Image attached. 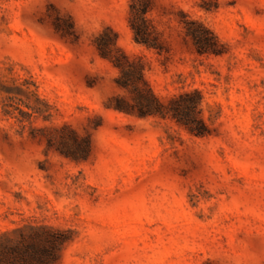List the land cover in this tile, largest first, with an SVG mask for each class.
I'll return each mask as SVG.
<instances>
[{"label": "rangeland", "instance_id": "374dc122", "mask_svg": "<svg viewBox=\"0 0 264 264\" xmlns=\"http://www.w3.org/2000/svg\"><path fill=\"white\" fill-rule=\"evenodd\" d=\"M0 264H264V0H0Z\"/></svg>", "mask_w": 264, "mask_h": 264}, {"label": "trees", "instance_id": "16d2710c", "mask_svg": "<svg viewBox=\"0 0 264 264\" xmlns=\"http://www.w3.org/2000/svg\"><path fill=\"white\" fill-rule=\"evenodd\" d=\"M202 29L204 30L203 32H196V33L193 32V35L199 39V44H201L203 46H208V47H206V49L208 51L209 50V44H210V38L209 37H211V33L209 35V29L205 28L204 26L202 27ZM138 32L142 36L143 32L140 29ZM145 40H146L145 37H143V39H139V40L136 39V41L138 43L145 42V44H147L148 41H145ZM97 48L99 50V53L102 56H108L109 51H110L109 39H105V40L100 41V43L97 44ZM114 59H115V64L119 67L121 66V73H122L120 78H116V81H120V84L127 89L128 88L127 85H129V83L131 82V73L132 72L130 70H126L122 67V63H121V61H119V58L116 57ZM129 64L133 68H135L137 66L133 61H130ZM135 70L138 71L139 68L136 67ZM137 91H139V90H137ZM138 95L141 98H144L146 100H149V99L151 100L152 99L151 97H153V95L151 96V94H149V93H148V95L147 94L142 95L141 93L138 92ZM153 98L155 99L154 101H155V104L158 108L163 109V108L167 107V105L165 104L166 102L164 103L162 100H158L156 97H153ZM170 101H171V104L168 108L171 107L172 112H175V114H178V112H185L186 118L183 120L181 119L179 122L184 125V127L186 128V130L188 132H190L191 134L196 135V136H202L205 134L206 129H207L206 124H205L204 120L202 119V117L198 116L197 113L195 112V107H194L193 103H189V102L184 103L183 106L179 107L178 103H176L175 100H170ZM117 102H118L116 105L117 108H121V106H124L123 104H127V102H125L121 98H120V100H117ZM71 137L75 141H77L75 143L74 147L78 148L82 152V154L85 153L86 147H87L86 141L84 140L82 142H79L77 135L73 131L71 132Z\"/></svg>", "mask_w": 264, "mask_h": 264}]
</instances>
